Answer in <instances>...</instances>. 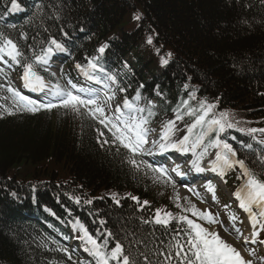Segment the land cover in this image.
<instances>
[{
  "label": "trees",
  "instance_id": "1",
  "mask_svg": "<svg viewBox=\"0 0 264 264\" xmlns=\"http://www.w3.org/2000/svg\"><path fill=\"white\" fill-rule=\"evenodd\" d=\"M33 1L18 0L26 7L25 17L7 24L11 0H0V33L17 44L27 62L55 38L68 47L70 66H86L99 56L104 80L107 73L116 76L111 88L116 97L133 98L139 91L155 99L151 121L176 120L179 108L183 119L176 120L173 134L195 120L182 104L193 92L191 108L206 99L218 105L217 115L229 112L238 128H264V0ZM167 53L172 55L164 65ZM12 68L4 69L18 89L14 75L23 69ZM36 70L57 82L39 65ZM0 84L8 81L0 77ZM3 97H11L6 87L0 89V264L89 262L66 244L76 221L100 243L107 240L108 249L121 243L132 264H168L169 253L171 264H179L172 246L186 244L187 225L177 220L165 227L154 223L157 209L171 213L177 206L170 184L154 180L156 174L146 169L137 171L127 162L126 149L101 146L97 128L102 126L91 118L61 107L33 114ZM105 138L111 140L110 134ZM220 138L260 171L264 135L253 138L229 129ZM213 139L215 133L207 137L208 142ZM172 214L191 215L180 208Z\"/></svg>",
  "mask_w": 264,
  "mask_h": 264
},
{
  "label": "snow or ice",
  "instance_id": "2",
  "mask_svg": "<svg viewBox=\"0 0 264 264\" xmlns=\"http://www.w3.org/2000/svg\"><path fill=\"white\" fill-rule=\"evenodd\" d=\"M12 11L20 10V4L18 0H11ZM140 15H136L135 19L139 20ZM67 36V33H64ZM148 44L153 43L151 36L147 39ZM107 45L98 49L100 54L105 52ZM54 51L64 52L66 51L65 45L55 38H51L47 48L42 49L39 55H34V59L31 62H27V58L20 50L17 44L7 36L0 33V62L8 65L9 68L12 64L19 65L23 69L22 79L24 81V87L32 90H44L48 85L44 82V77L41 76L36 70V66L48 65ZM159 52V49H157ZM171 53H167L166 57L162 58V63L167 65ZM100 57H92L88 60L87 65L77 64L76 68L87 77L89 80H95L96 83H103L105 91L103 92V99L99 90L91 88H78L76 84L72 83L71 79L67 81L68 86H62L59 81L51 85L50 95L56 100L53 103L51 100L48 102H38L30 99L28 96L12 85L10 74L4 68L0 67V77H3L8 81L7 85L0 84V89L6 87V91L11 93V97H3V99H11L16 109L21 111H28L36 114L41 110L51 111L54 108L61 107L67 111L72 112L78 116H85L96 121L102 128H97L98 142L104 144H113L119 148H124L128 152L127 162L132 165L137 171L142 168L155 173L154 180H162L164 183H170L175 187V181L169 174V169L160 166L154 167L142 159H137L138 156L153 155V149H157L163 153L169 149H175L180 152H193L196 155V159L191 162L192 168L196 172H204L206 168L202 166V162L206 156H209V148L218 149L214 153V159L210 160V170L223 177L229 170H232L239 166L242 170V175L245 177V181L240 190L235 193L236 199L239 201V208L248 214V219L251 222L252 231L249 236H245L240 227L237 226V221L241 224L243 221L233 212L229 214V223L225 224L218 216L213 214L210 210H201L196 205L192 204L189 200L188 207H183V211L191 213L193 217L198 220L205 221L208 225H219L224 233L234 236L237 241H242L243 245L253 244L264 246V239H261V233L264 232V156H261L260 171H256L250 168L244 159L237 157V152L233 146L227 142L226 139H221L220 134L228 132L229 129H235L238 132L245 133L246 135L255 138L256 133L264 135V128H238L237 124L233 122L230 113L227 111L219 112L217 115L215 109L217 104L208 103V101L202 100L199 102L198 108H191L189 102L196 99L193 92L189 96V100L182 101V104L188 108L186 115L194 116V122L188 127V135H185L182 140L178 142H171V136L176 130V120H182L183 115L180 114L179 108L176 109V120H169L164 125L163 131L159 137V140L150 139V134L154 132V129L150 128L151 118L155 115L152 109L155 107L152 102H149L148 107H140L136 102L141 99L140 92L137 91L134 100L124 98L122 104H118L112 111L111 115L107 113V107L109 101H112L116 97L115 90L111 89L108 81L116 82V76L111 73L106 74V79L102 80L100 76L95 73H105V68L99 63ZM12 62V64L9 63ZM23 61V62H22ZM51 76L55 77V73H51ZM141 88L143 85L140 86ZM185 88L188 85H184ZM120 91H126L124 88H120ZM111 93V94H110ZM159 94V93H157ZM2 107V106H0ZM9 114H14L11 109H5ZM145 113H147L145 115ZM200 128V133L196 136L194 141H191L193 131L196 128ZM106 132L110 134L111 140L105 138ZM210 133H215V139L211 140L207 146H204L203 150L196 153V149L204 144V139ZM235 139V137H232ZM259 143L264 144V140H260ZM190 145V146H189ZM251 147V145H248ZM178 176H185V172L181 170L180 165H176L171 169ZM147 174V173H145ZM206 189L212 194V198L216 199V187L211 182L206 185ZM190 192H193L199 197V193L194 189L189 188ZM130 195V194H129ZM116 199L115 195L112 197ZM76 203H80V198L77 197ZM131 199L138 204L140 200L136 196H131ZM177 201L180 199L179 194L176 196ZM119 200L116 203L119 204ZM85 203H92L91 200L85 201ZM143 205H148V201L142 202ZM177 207H182L177 203ZM225 207H229L225 205ZM54 215V213H53ZM171 220H177L187 225L184 229L187 241L186 244L177 243L172 246L176 248L175 257L179 259V264H264V255H258L255 248H247L248 257L242 255L241 251L234 246L233 243L228 242L221 236L220 231H217L215 227H205L203 224L197 222V219H191L187 215L174 216L170 212H164L157 209L154 222L167 226ZM148 223L149 221H145ZM101 224L104 221H100ZM74 227H78L83 232L81 240L90 247H85V251L93 256L96 260V264H110V261H115L116 264H132L129 255L125 254L124 246L116 242L115 246L108 249V241L103 243L98 242L89 232L88 229L79 221L76 222ZM107 236L111 237L112 233L107 232ZM187 248V251H185ZM68 255V259L72 260V254L67 249H61ZM189 253L191 255L189 256ZM145 259H147L145 257ZM165 260L168 264H171V253L165 256ZM76 264V262H74ZM79 264H90V262H79Z\"/></svg>",
  "mask_w": 264,
  "mask_h": 264
},
{
  "label": "rangeland",
  "instance_id": "3",
  "mask_svg": "<svg viewBox=\"0 0 264 264\" xmlns=\"http://www.w3.org/2000/svg\"><path fill=\"white\" fill-rule=\"evenodd\" d=\"M45 84L48 85V83H45ZM50 88L51 87L48 85V87H46L44 90H37L40 93L39 96H43L46 99L53 98L50 95ZM143 102L144 101H142V103ZM112 109H113L112 105L107 107L108 115L112 114ZM163 128H164V126L162 124L161 125L157 124V127H156V125H154L152 127V129H154V132H152L150 134V139L158 140V138L160 137V135H161V133L163 131ZM211 149L212 148H209V150H211ZM209 154H210L209 156H206L204 158V160L202 162V166L210 163V160L212 159V154L211 153H209ZM182 166L184 167V165H182ZM173 178H174V175H173ZM222 182H224V179H222ZM178 188L179 189L176 190V196H177V193H178L181 200H183V201L184 200H191L192 204L194 203L197 208H200L201 210H211V212L213 214H215L216 216H218L221 220H223L225 222V224L229 223V219H228L229 218V213H233L234 212L233 210H235V209H233V207L237 208V205H238V202H239L237 199H235V197H234L233 202H231L224 195H220V200L217 199L218 196H216V199H213V200L215 202V205H216L217 209H213V208H211L209 206V204L202 197L203 195L207 196L208 195V191H199L198 193L200 195L198 197L193 192H190L188 190L189 188H183V187H180V186H178ZM216 194H217V192H216ZM221 196H224V199ZM226 203L231 204L232 207H230V205H228L229 207L226 208L225 207ZM234 203H235V205H234ZM230 208L233 209V210H230ZM164 212L165 211L163 210L162 211V215H163ZM240 220L244 222V220H242L241 218H240ZM236 223H237V226L241 228V230H243L245 228L244 223L241 224L239 221H237ZM215 226L218 227V230L221 232L222 237H224L226 240H228V242H232L235 245H239V250L241 251V253L244 254L245 251H246V255L248 257V252L246 250L247 248L242 249L243 247L240 246V245H242V241H237L234 236H231V235H228L227 233H224L219 225H215ZM257 249H262V246H257Z\"/></svg>",
  "mask_w": 264,
  "mask_h": 264
},
{
  "label": "bare ground",
  "instance_id": "4",
  "mask_svg": "<svg viewBox=\"0 0 264 264\" xmlns=\"http://www.w3.org/2000/svg\"><path fill=\"white\" fill-rule=\"evenodd\" d=\"M57 52H59V51H57ZM64 55H65L64 65H66V67H71L70 66V58H71L70 55L71 54H70L69 50L66 49V51H64ZM99 84H101V83H99ZM148 160L150 162L158 163L157 161H153L150 158H148Z\"/></svg>",
  "mask_w": 264,
  "mask_h": 264
}]
</instances>
